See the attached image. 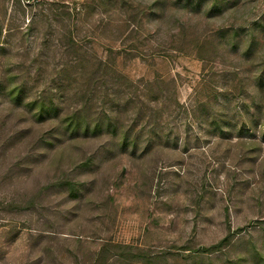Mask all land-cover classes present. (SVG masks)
I'll return each instance as SVG.
<instances>
[{"label":"rangeland","instance_id":"obj_1","mask_svg":"<svg viewBox=\"0 0 264 264\" xmlns=\"http://www.w3.org/2000/svg\"><path fill=\"white\" fill-rule=\"evenodd\" d=\"M0 85V264H264V0H0Z\"/></svg>","mask_w":264,"mask_h":264},{"label":"trees","instance_id":"obj_2","mask_svg":"<svg viewBox=\"0 0 264 264\" xmlns=\"http://www.w3.org/2000/svg\"><path fill=\"white\" fill-rule=\"evenodd\" d=\"M164 2H162L158 7L161 9L164 6ZM221 6L225 7V4H221ZM212 10V9H209ZM208 10V12H209ZM205 11V10H204ZM0 89L2 86L0 85ZM10 100L16 104L20 100V94L22 92V88L20 87H12L6 90ZM41 99V98H40ZM38 102V103H37ZM36 103H29V111L31 114V119L35 122H47L51 121L52 125L47 132H44L39 139V144L41 146L40 154H48L51 151V148L54 145H58L63 143L62 146L58 147V151L62 152L68 146L73 144L79 139H85L86 136L98 135L103 131L107 133L114 134V130L116 129L115 125L111 123L109 120L101 121L99 117L95 118L92 122H89L84 115L83 109L78 110L71 114V116L60 117V108L58 105L49 99L48 102H44L42 100L37 101ZM60 117V118H59ZM46 120V121H45ZM29 128V126L27 127ZM136 132V131H133ZM128 135L130 133L128 131L123 132L121 134L120 142L117 143V146L121 152H124L125 149H129L131 154H134L139 148L138 142L136 139V134L133 135L129 144H127ZM65 145V146H64ZM115 145L110 147V151H116ZM57 151V152H58ZM56 152V153H57ZM228 241L227 237L221 240L216 246H212L207 249L208 252H213L216 249L220 248L223 244ZM107 251L106 247L103 249Z\"/></svg>","mask_w":264,"mask_h":264}]
</instances>
